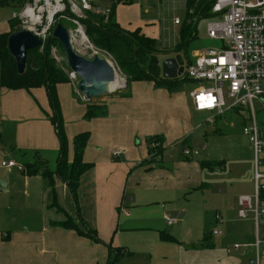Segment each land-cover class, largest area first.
<instances>
[{"label": "crops", "instance_id": "obj_1", "mask_svg": "<svg viewBox=\"0 0 264 264\" xmlns=\"http://www.w3.org/2000/svg\"><path fill=\"white\" fill-rule=\"evenodd\" d=\"M175 56H162L161 62ZM182 87L171 92L151 82H135L127 91L105 97L106 115L86 119L88 107L79 101L72 84L59 85L57 97L70 147L76 136L89 134L84 162L92 167L81 178L79 207L67 185L57 176L49 183L42 176L29 177L1 164L4 169L0 168V182L4 181L5 186H0V264H107L114 258L110 247L126 253L117 264H257V240L260 241L259 264H264V219L257 228L253 218L248 223L251 216L242 220L238 215V199L255 195V166L237 170L231 167L230 172L239 175L237 180L244 188L232 210L224 209V214L233 211L242 221H237V231L227 226L233 220L225 221L219 214L216 217L218 225L224 227L227 223V238L242 237V245L233 247L234 262L221 258L219 254L224 246L209 235L202 239L198 234L180 237L176 227H185L187 218L179 221L183 213L176 218L168 217V207L153 199L158 191L204 192L210 181L205 173L226 168L223 158L221 161L183 159L171 168L162 169L156 165L143 166V161L151 163L160 156L154 157V151L151 154L147 146L151 139L161 138L163 151L180 143H187L189 149L194 147L195 141L190 139L201 126L192 123L191 115L196 111L189 96L191 91ZM1 112L4 124L0 126V159L20 162L22 158L23 166L41 157L55 172L60 142L50 121L53 111L46 90L0 88ZM233 115L242 121L245 118L238 111L225 116ZM208 116V122L216 124L214 135L234 134L232 118L218 125L216 118ZM7 147L9 150L5 151ZM116 151L122 152L120 157L113 155ZM194 156H199V152ZM69 158L71 161L72 154ZM203 162L220 163V166L210 171L201 168ZM261 163L264 167V153ZM166 218L176 222L170 225ZM68 219L84 232L87 227L94 230L101 242L62 227ZM217 231L221 234L214 235V231V237L224 236L223 231ZM162 235L176 242L164 241ZM134 245L143 246L148 252L143 254ZM129 258L134 261H127Z\"/></svg>", "mask_w": 264, "mask_h": 264}, {"label": "built area", "instance_id": "obj_2", "mask_svg": "<svg viewBox=\"0 0 264 264\" xmlns=\"http://www.w3.org/2000/svg\"><path fill=\"white\" fill-rule=\"evenodd\" d=\"M123 1L27 0L13 7L16 12L12 20L19 23L20 31L27 30L41 40V50L53 37L60 20L70 23L75 30L73 33L68 29L72 45L80 37L82 45H90L94 49L86 36L83 21L89 14L108 18L114 6L121 5ZM193 1L209 8V19L213 21L207 25V37L222 42V45L197 53L187 63L184 76L196 85L189 96L197 113L210 115L213 119L237 111L245 116L243 134L253 149L256 189L253 197L241 196L238 199V215L242 220L253 216L258 228L264 219V199L260 196L264 189V174L259 168L264 153V123L260 122L258 115V112H264V0ZM3 3L4 0H0V5ZM106 3L109 6L104 7ZM174 23L182 25L179 19ZM69 77L78 79L72 72ZM150 147L157 150L161 144L152 142ZM183 153L186 157L198 155V151L193 150H184ZM121 154L120 151L113 153L115 157ZM2 167L24 171V167L15 161L3 162ZM166 221L170 225L176 222L170 218ZM220 234L219 231L214 232V235ZM259 246L260 241L257 240V264Z\"/></svg>", "mask_w": 264, "mask_h": 264}, {"label": "rangeland", "instance_id": "obj_3", "mask_svg": "<svg viewBox=\"0 0 264 264\" xmlns=\"http://www.w3.org/2000/svg\"><path fill=\"white\" fill-rule=\"evenodd\" d=\"M188 0H124L121 5L118 6L116 11L117 21L119 25L127 31H135L141 29V31L147 36L154 38L158 41L159 48L163 53L172 56L174 48L178 45L179 34L181 26H176L175 21L179 19L182 22V25L187 16V4ZM104 7L109 6L108 3L103 5ZM16 12V9L13 7H0V35L6 34L11 30V20L13 13ZM213 20L203 19L199 21L198 28V39L191 43L186 52H180L176 54L175 57H180L181 64L185 68L187 65V59L193 60L197 53H201L204 50L221 47L222 42H216L207 37V25ZM67 29L73 31V27L68 24H64ZM80 37L77 38V41H74L73 48L75 52L86 58L93 59L96 52L90 45H82L80 42ZM79 40V41H78ZM41 51V49H40ZM175 55V54H174ZM51 56L56 61V66L58 69L62 70L66 75H70L71 71L67 64V58L63 50L58 49L57 47H52ZM110 63L116 69V79L120 82V86L117 91L113 94H119L123 91H126L128 86L127 78L118 70L114 61L110 58ZM183 75L180 79H184ZM187 79V78H186ZM71 80V84L76 92L77 98L82 103H86L85 97L77 91V80ZM182 88L185 91H192L195 88V84L190 80H184L182 82ZM112 94V95H113ZM111 95V96H112ZM103 99V100H102ZM104 98L93 99L92 105L104 106ZM258 110H260L258 106ZM259 119L261 123H264V112H258ZM209 116L204 113L192 112L191 120L195 127L201 126L200 129L195 130L192 138L190 139L195 141L194 147L189 149L188 144H182L179 146L168 147L166 150L162 151L161 155L155 161L144 162V167L156 165L158 169L161 167L171 168L174 166L175 162H179L183 159L192 160V159H203L221 161L220 158L226 161L225 170L215 171V172H206L208 186L205 188L204 192H191L187 194H182L179 190H173L169 192L158 191L154 193L155 196L153 199L160 201L162 204L168 207L167 216L171 218H176L179 213H183V217L179 221L187 222L185 227L182 226L176 227L177 234L181 237L185 236L193 237L198 234L202 239L205 235H209L213 238L215 242H218L224 246L222 253L219 254L221 258L223 257L226 260L234 262L235 252L233 247L235 244H241L242 237L234 236L232 238H227L228 231L226 227L229 226L231 230L237 231L238 222H242L239 218L234 216L233 211L230 213L224 214V209L231 208L237 199L238 194L243 190V184L239 183L238 174L235 172H230L231 167H235V170L239 168H249L254 169L253 162V152L249 144L248 138L243 134V121L233 116H223L218 118V125L220 123H225L228 119L232 118L231 123L233 122L235 128H232L234 133L231 136H226L224 134H213V129H215L216 124L214 121L208 122ZM2 112L0 113V126L3 123ZM207 132V134H206ZM147 146L150 147V142L147 143ZM205 147V149H203ZM9 150L7 147L5 151ZM184 150H197L199 156H189L186 157L183 153ZM151 150V154H152ZM150 160V158H149ZM3 161L8 162L6 159H0V168ZM16 161V160H14ZM22 161V158L19 160ZM19 165L20 162L16 161ZM261 170L264 171L263 163H261ZM16 169V168H15ZM17 170V169H16ZM18 171V170H17ZM130 195L127 197L129 198ZM217 214L219 217L223 218L225 221L233 220L232 223H225V226L217 224ZM234 216V219H231ZM221 218V219H222ZM251 216L249 218L251 222ZM238 221V222H237ZM227 224V226H226ZM264 224H262V228ZM223 231V237H214V231ZM149 241H152V237L149 238ZM220 246V245H219ZM134 248L139 252L146 254L148 250L143 249V246L134 245ZM127 261H134V258H129Z\"/></svg>", "mask_w": 264, "mask_h": 264}, {"label": "trees", "instance_id": "obj_4", "mask_svg": "<svg viewBox=\"0 0 264 264\" xmlns=\"http://www.w3.org/2000/svg\"><path fill=\"white\" fill-rule=\"evenodd\" d=\"M25 1L27 0H4L0 7H16ZM187 4V16L183 25H181L178 45L174 47L176 49L173 51L175 55L180 52H186L189 45L198 39L197 25L199 21L211 18L209 8L205 5L196 4L193 0H188ZM117 8L118 6H114L108 18L89 14L87 19L83 21L86 36L94 50L107 54L114 61L118 70L127 78L128 86L126 91L135 82H151L158 88H166L171 92L179 91L182 87V82L187 79H163L161 57L168 54L163 53L164 50H160L156 39L147 37L141 29L135 31L124 30L117 22ZM10 23V33L0 35V88L13 91H30L44 88L53 111L50 121L60 142L58 164L55 172L50 170L45 160L37 157L35 162L23 165V173L29 177L42 176L49 183L52 182L54 176H57L67 185L77 207H79L78 190L81 178L92 167L84 162V152L88 144L89 134L84 133L76 136L72 140V147H70L65 132L60 102L57 97V87L61 84H71V80L69 74L66 75L57 68L56 61L51 56L52 47H57L63 51L64 49L58 40L54 37L50 38L43 50L35 49L28 52L26 69L23 74H19L16 61L8 48V38L12 33L20 31V28L17 21L11 20ZM58 24H62L64 27V24H68L72 27L70 23L63 20H60ZM189 61L188 58L187 63ZM85 104L88 107L86 119L100 118L106 115L105 109L92 105L91 102H86ZM238 113L241 114L239 111ZM151 141L161 144L159 149H151L156 154L154 157L161 155L163 151L161 138H154ZM70 154H72L71 161L69 158ZM218 166H220V163H201L202 169L210 171H213ZM260 196L264 199V189L261 191ZM82 225L87 227L84 223ZM61 226L77 231L80 235L86 236L94 242H101L94 230L87 227L88 230L84 232L71 219L62 223ZM162 240L176 242L175 239L167 235H162ZM109 250L111 254H114V258L110 259L107 264H117L126 254L112 247Z\"/></svg>", "mask_w": 264, "mask_h": 264}, {"label": "water", "instance_id": "obj_5", "mask_svg": "<svg viewBox=\"0 0 264 264\" xmlns=\"http://www.w3.org/2000/svg\"><path fill=\"white\" fill-rule=\"evenodd\" d=\"M53 37L62 45L70 71L78 78L77 91L87 102L111 96L110 86L116 81V69L110 63V57L102 52L89 60L78 55L72 45L67 28L58 24ZM41 40L27 30L12 33L8 38V48L15 59L19 74H23L27 65L29 51L42 48ZM185 68L180 57L168 58L162 63V77L166 80H176L184 75ZM4 188L5 182H0ZM4 190V189H3Z\"/></svg>", "mask_w": 264, "mask_h": 264}, {"label": "bare ground", "instance_id": "obj_6", "mask_svg": "<svg viewBox=\"0 0 264 264\" xmlns=\"http://www.w3.org/2000/svg\"><path fill=\"white\" fill-rule=\"evenodd\" d=\"M83 43V42H82ZM120 82L116 79L115 83H113L111 86H110V90L112 92L118 90L119 88L123 87V86H120Z\"/></svg>", "mask_w": 264, "mask_h": 264}]
</instances>
